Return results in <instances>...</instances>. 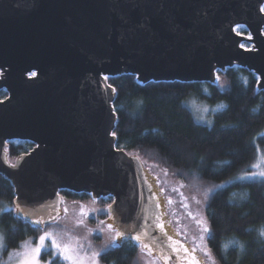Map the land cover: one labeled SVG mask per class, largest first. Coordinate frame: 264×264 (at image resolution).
<instances>
[{
    "label": "water",
    "instance_id": "obj_1",
    "mask_svg": "<svg viewBox=\"0 0 264 264\" xmlns=\"http://www.w3.org/2000/svg\"><path fill=\"white\" fill-rule=\"evenodd\" d=\"M263 5L0 0V89L8 93L0 100V173L14 186L16 214L29 223L56 219L59 190L112 197L121 240L137 244L131 236L147 232L142 239L163 260L204 264L156 227L158 207L140 160L115 147L114 93L104 76L212 82L217 70L238 65L264 88ZM237 25L251 38L237 34ZM10 141L35 147L10 164L4 151Z\"/></svg>",
    "mask_w": 264,
    "mask_h": 264
},
{
    "label": "trees",
    "instance_id": "obj_2",
    "mask_svg": "<svg viewBox=\"0 0 264 264\" xmlns=\"http://www.w3.org/2000/svg\"><path fill=\"white\" fill-rule=\"evenodd\" d=\"M264 34V26H263ZM115 89L113 110L115 147L127 153L153 157L179 180L209 190L205 215L210 237L207 248L218 264H264V179L228 181L249 169L258 145L264 148V88L245 67L218 70L225 81L150 80L142 82L132 73L107 76ZM2 98L7 94L2 91ZM194 96L222 108L212 115L210 125L195 121L185 101ZM31 143L7 142L10 160L27 153ZM70 201H87L88 194L63 190ZM12 182L0 173V264L26 237L36 238L43 227L18 216ZM112 197L100 200L102 206ZM104 216H101L103 218ZM99 242V239H96ZM226 246V247H225ZM140 246L121 241L98 256L103 264H138Z\"/></svg>",
    "mask_w": 264,
    "mask_h": 264
},
{
    "label": "rangeland",
    "instance_id": "obj_3",
    "mask_svg": "<svg viewBox=\"0 0 264 264\" xmlns=\"http://www.w3.org/2000/svg\"><path fill=\"white\" fill-rule=\"evenodd\" d=\"M262 9H264V5ZM237 26L234 28L237 34L244 36V38H251L244 25ZM241 45H243L244 48H251L253 46L250 42H243ZM237 66L238 65H234V67ZM217 72L218 70L212 82L216 81L217 86L223 89L226 85L225 81L222 78L217 80ZM185 103L192 112L195 121L207 125L212 123L213 113L222 108L221 104L211 106L208 102L201 101L194 96L186 99ZM258 135L264 136V130H261ZM256 145V153L249 165V169L228 181L217 184L218 187H223L233 181L264 179V177L259 175L260 172H264V148H261L258 143H256ZM131 154L139 157L145 175L149 183L153 186V191L157 193L161 201L158 212L161 220L166 222V228L170 231L172 237L187 247L202 263L210 264V261L198 246L202 243L207 247V236L203 242L199 240V227L195 223V220L187 215V212L191 211L196 215L197 219L204 220L209 228L205 215L209 194L208 187L187 185L168 170L167 175H165L164 170L166 169H164L153 157H145L138 152H131ZM5 158L7 162L11 163L7 155H5ZM253 165H256V167H253ZM253 173H256L254 177ZM157 179L159 180V184L156 183ZM180 185H183V187H180ZM161 187L164 189L163 194H160L159 191ZM174 187L179 188V190L184 193L185 197H187L186 202L189 205L188 209L181 207V197L178 193L172 191ZM205 194H207L206 199ZM168 197L172 198V204L167 203ZM193 197H195V199H193ZM197 200L200 201L199 204L196 203ZM108 206H102L100 200L94 198L84 202L70 201L65 198L60 199L59 215L55 221L51 225L43 227L36 238L31 236L26 237L21 242V247L19 249L12 250L5 256L2 264H36L37 261L38 264H103L100 262L98 256L94 259L92 254L94 252L102 253L106 249L122 241L121 238L115 237L114 231H109L106 227L107 223H112L113 227L116 228L115 223L109 220L108 216L101 211L107 209ZM81 208H83L84 212L88 213L87 216L82 215ZM65 209H67V211H65ZM101 216L104 217L101 218ZM79 220H84V224H78L77 222ZM101 220L105 221V224L100 226L104 228V231H100L98 228L99 221ZM44 231L53 232L57 239V243L61 244L62 247L61 249L52 247L51 239L49 238L46 241L45 248H42L37 255L31 251V249L38 246L39 237ZM0 236H2V234H0ZM97 238L99 242H96ZM64 245L68 246L66 251L63 248ZM66 256L71 258L66 259ZM137 261L138 264H175L172 260H163L153 252L149 255L147 250L141 251V247L139 249ZM215 264H218L216 260Z\"/></svg>",
    "mask_w": 264,
    "mask_h": 264
},
{
    "label": "snow or ice",
    "instance_id": "obj_4",
    "mask_svg": "<svg viewBox=\"0 0 264 264\" xmlns=\"http://www.w3.org/2000/svg\"><path fill=\"white\" fill-rule=\"evenodd\" d=\"M262 11H264V9H262ZM237 27H239V26H237ZM241 46L243 47V45H241ZM108 79H109V77L104 76V80L105 81H107ZM218 79H219V77H217V80ZM108 87L111 88V85H108ZM112 91L115 92V89L113 88ZM112 135L116 136V133L113 132ZM135 159L138 160L139 157H135ZM253 167H256V165H253ZM164 174L167 175V170H164ZM255 175H256V173H253V177ZM259 175L261 177H264V172H260ZM145 183H147L146 177H145ZM156 183L159 184V180L158 179L156 180ZM180 187H183V185H180ZM149 191L151 192L152 197L154 199H156V206L159 208L160 205H161V201L159 200V198L157 196V193L155 191H153V186L151 184H149ZM159 191H160V194L164 193V189L162 187L160 188ZM172 191L178 193V195L181 197V207H183L185 209H188L189 205L186 202L187 197H185L184 193L182 191H180L179 188H175V187L172 189ZM206 198H207V194H205V199ZM193 199H195V197H193ZM167 203L168 204H172L173 203V200H172L171 197L167 198ZM196 203L199 204L200 201L197 200ZM17 207L19 208V206H17ZM65 211H67V209H65ZM93 211H96V210H93ZM101 211H103L108 216L109 220H113L114 219L111 205H109L107 209L101 210ZM81 213L84 216L88 215L87 212H84L83 208H81ZM187 215L192 217L195 220V223L198 225L199 230H200L199 240L201 242H203L205 240L206 236L210 237L211 234H210L209 228H208V226H207V224H206V222L204 220L197 219L196 215H194L191 211H188ZM54 221H55V217L53 216V217H50L49 221H47V222L43 218H39V219H36L35 221H30V222L34 223L37 226H40V225H43L45 223H52ZM155 221H156V227L167 238V240L168 241H173V237L170 234V231L166 228V222L162 221L161 217L159 215H157L155 217ZM77 223L82 225V224H84V220H79ZM104 224H105V221H103V220L99 221L98 228H99L100 231H104V228L100 227L101 225H104ZM106 227H107V229L109 231H114L115 232V237H118V238H124L125 237V233L123 231L119 230L118 228H114L112 223H107ZM261 235L264 236V231L261 232ZM143 236H147V232L137 233L136 235L131 236V239L134 240L135 242H137V244L141 247V251L147 250L148 254L151 255V253L153 251L152 246L147 244V243H145L144 239H142ZM49 238L51 239V246L52 247H54L56 249H61L62 246H61V244L57 243V239L55 237V234L53 232H51V231H44L43 234L39 237L38 246H36L35 248L31 249V251H33L34 253H36L38 255L39 252L41 251V249L45 248L46 241ZM2 240H3V237L0 236V247L4 246L3 243H2ZM198 246L200 247V249L204 253V255L207 257V259L210 261V264H215V259L211 255V250L208 249L202 243H201V245H198ZM63 248L66 251L68 246L64 245ZM173 250L176 251V249H173ZM183 251L185 253H187L188 249L184 248ZM61 254H63V253H61ZM99 255H100V253H95V252L92 254L94 259H95V257H97ZM65 258L66 259H70L71 257H67L66 256ZM36 264H38V261L36 262ZM192 264H199V261H196L195 258H193Z\"/></svg>",
    "mask_w": 264,
    "mask_h": 264
},
{
    "label": "flooded vegetation",
    "instance_id": "obj_5",
    "mask_svg": "<svg viewBox=\"0 0 264 264\" xmlns=\"http://www.w3.org/2000/svg\"><path fill=\"white\" fill-rule=\"evenodd\" d=\"M1 72V74H0V76L3 74V71H0ZM2 91H5L4 89H0V99H4V98H6L7 96H8V94H6L5 96H3V98H2V94H1V92ZM12 142V141H11ZM13 142H15V143H18V142H24V141H13ZM6 146H7V144H6ZM6 146H5V148H6ZM35 147V144H33V143H31V148L29 149V151L30 150H32L33 148ZM4 148V149H5ZM6 151V150H5ZM28 151V152H29ZM27 152V153H28ZM24 154H26V153H24ZM23 155V154H22ZM21 156V155H20ZM19 157V156H18ZM18 157H16L15 159H13V160H11L10 162V164H13L14 162H15V160L18 158ZM10 160V159H9ZM63 190H59L58 191V196H59V198L60 199H62V198H64L63 196H62V192ZM69 191V190H68ZM70 192H73V191H70ZM74 193H76V192H74ZM78 194H88L89 196H90V198L88 199V200H90V199H92V198H94V199H97V200H101L102 198H105L106 196H101V197H94L91 193H88V192H78ZM87 200V201H88ZM111 205V204H110ZM53 223V222H52ZM52 223H47V224H44L43 226H49V225H51ZM128 240H130V239H128ZM122 241H127V240H125V239H122Z\"/></svg>",
    "mask_w": 264,
    "mask_h": 264
}]
</instances>
